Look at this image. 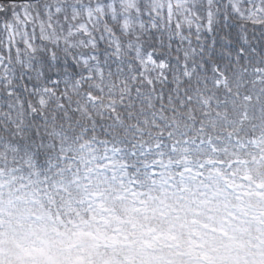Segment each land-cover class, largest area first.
<instances>
[{
    "label": "snow or ice",
    "instance_id": "1",
    "mask_svg": "<svg viewBox=\"0 0 264 264\" xmlns=\"http://www.w3.org/2000/svg\"><path fill=\"white\" fill-rule=\"evenodd\" d=\"M257 85L264 0H0V264H264V209L146 214Z\"/></svg>",
    "mask_w": 264,
    "mask_h": 264
},
{
    "label": "trees",
    "instance_id": "2",
    "mask_svg": "<svg viewBox=\"0 0 264 264\" xmlns=\"http://www.w3.org/2000/svg\"><path fill=\"white\" fill-rule=\"evenodd\" d=\"M205 124L203 132L198 127L189 125L191 132L187 138L190 142L196 143L189 145L186 159L181 160V164L185 167L175 170L177 173L175 186L179 187V191L186 192L190 183L193 182L191 179L203 184L208 176L203 170L208 169L207 164L212 161H221L223 169L226 164L227 169L237 171L243 169L242 174L251 181L246 186L264 185V90L261 86L257 85L251 90L249 99L229 105L228 108L221 110L219 117L212 122L205 121ZM254 142L257 143V147H254ZM242 161L246 162L245 166L238 164ZM228 164L231 167H228ZM184 169H187L188 173L183 174ZM170 185L174 184L170 183ZM253 191L264 194V188L263 190L253 189ZM154 193L160 195L159 190L151 194ZM128 201L127 212L139 214L144 211L143 206H133L131 197ZM118 207L120 203L116 201L112 207L114 212L126 214V211L122 213ZM148 213L150 209L146 213L149 217L153 215L155 218L160 215L158 219L152 221L154 225L160 226L166 221V218L158 212L150 213L151 215Z\"/></svg>",
    "mask_w": 264,
    "mask_h": 264
},
{
    "label": "rangeland",
    "instance_id": "3",
    "mask_svg": "<svg viewBox=\"0 0 264 264\" xmlns=\"http://www.w3.org/2000/svg\"><path fill=\"white\" fill-rule=\"evenodd\" d=\"M253 145L257 147V143L254 142ZM245 163L242 161L238 164L245 166ZM226 166L223 169L221 161L209 162L208 169L203 170L208 175L206 181L202 184L191 179L193 182L184 193H181L179 187L175 186L177 173L173 171L169 175L175 181L174 185L167 188L164 196L153 194L154 197H160V199L149 205L150 213L162 214L166 221L161 224L165 227L168 223H178L193 228H216L222 223L233 221L240 212L247 208L264 209V194H257L253 191V189L263 190L264 185L246 186L251 181L242 174L243 169L237 171L231 168L227 169ZM228 167L231 166L228 164ZM186 173L188 170L184 169L183 174ZM233 190L234 192H232ZM117 202L120 203L118 208L122 210V213L126 211L125 217L139 216L137 213L127 212L128 199ZM114 203L110 202V206L113 207ZM150 213L148 214L151 215ZM152 217L154 216L152 215ZM159 217L160 215H157L152 221Z\"/></svg>",
    "mask_w": 264,
    "mask_h": 264
}]
</instances>
